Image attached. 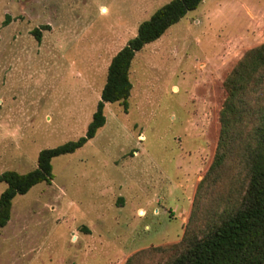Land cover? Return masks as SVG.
<instances>
[{
  "label": "rangeland",
  "instance_id": "1",
  "mask_svg": "<svg viewBox=\"0 0 264 264\" xmlns=\"http://www.w3.org/2000/svg\"><path fill=\"white\" fill-rule=\"evenodd\" d=\"M169 1L0 0V174L86 134L112 57ZM263 42L264 0H204L137 52L128 109L106 103L53 181L14 198L0 264L163 263L213 162L224 80Z\"/></svg>",
  "mask_w": 264,
  "mask_h": 264
},
{
  "label": "trees",
  "instance_id": "2",
  "mask_svg": "<svg viewBox=\"0 0 264 264\" xmlns=\"http://www.w3.org/2000/svg\"><path fill=\"white\" fill-rule=\"evenodd\" d=\"M203 1L170 0L140 23L137 34L111 59L85 135L41 150L37 167L29 172L9 169L0 174V182L7 184L0 194V227L9 222L18 194L53 181L54 158L74 153L96 136L107 121L106 103H119L128 109L133 88L130 70L137 52L158 40ZM33 34L41 40L40 28ZM224 89L213 162L198 185L195 207L181 241L159 248L168 252L161 264H264V42L245 52L224 80ZM232 169L237 173H229ZM221 185L227 194L218 189Z\"/></svg>",
  "mask_w": 264,
  "mask_h": 264
}]
</instances>
